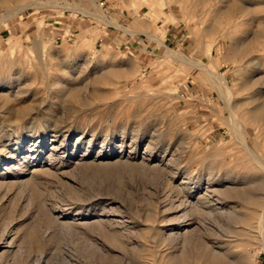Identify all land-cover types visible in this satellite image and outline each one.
Listing matches in <instances>:
<instances>
[{
    "label": "rangeland",
    "instance_id": "obj_1",
    "mask_svg": "<svg viewBox=\"0 0 264 264\" xmlns=\"http://www.w3.org/2000/svg\"><path fill=\"white\" fill-rule=\"evenodd\" d=\"M0 19V264H172L183 250L203 264L241 248L243 192L264 171L228 103L264 161V0H0ZM209 185L222 213L193 205Z\"/></svg>",
    "mask_w": 264,
    "mask_h": 264
},
{
    "label": "bare ground",
    "instance_id": "obj_2",
    "mask_svg": "<svg viewBox=\"0 0 264 264\" xmlns=\"http://www.w3.org/2000/svg\"><path fill=\"white\" fill-rule=\"evenodd\" d=\"M43 3L44 2H41V1H34V2H31L30 4L28 3L26 5H21L18 8H20V10H22V9L29 7V6H31V7L36 6L37 7L38 5H42ZM49 3L52 5H56L55 1H51ZM81 10H82V8H81ZM81 12L89 15V12L86 10H82ZM89 16H91V14ZM0 22H5V19H0ZM132 32L134 33L135 31H132ZM145 34L151 40H154L155 42H157L159 45L165 46L167 49L168 55L170 57H173L175 59H179L181 61H186V62L190 60V62H192L196 67L205 71V73L207 75H209L212 79H214L216 77L215 73L205 63H203L199 60H195V59L194 60H191V59L187 60L186 57L183 54H181L180 52H177L176 50H173V49L167 47L165 45L164 41L161 40L160 38H158L153 33L146 32ZM228 106H229V109L231 112V120L234 123V125H236V127H237V133L240 136L241 143L245 147V151H247V153L252 156V158H253L254 162L257 164V166L259 168L263 169V171H264V161L261 157H258L254 154L255 150L253 149V147L249 143V138L244 135L245 130L243 128V125L241 124L239 114H237L235 112V110H234L232 104H230V102L228 103ZM255 117L257 119H263L264 118V103L259 108H257V110L255 111ZM57 148H58V146H56L53 149H57ZM184 183H187V182L183 181L182 185ZM213 189L214 188H211L209 185L207 187V189L205 190L204 195L200 194L199 196H197V198L195 199V200H197L196 203H194L193 200L196 197L195 194L198 195L197 193H199V191H200L199 187L197 188V191H196L197 193L194 194L193 192H190L188 195H186V196L184 195L186 199H183L181 201L180 205H178L176 208L179 212L185 210L183 212V214L181 215V218H180L181 222H182L181 226H184V225L190 223V221H187L189 219H187L188 216L186 213H187L188 207H191L193 205H195L197 208H202L204 210L207 209L206 213H208V214L222 213V210H220V209H222L223 207L221 208L220 206H218V204H225V203H228L229 201L224 200L225 202H223V203L219 202L223 199L221 198V196H217L216 193L217 192L223 193V192L218 191V190H213ZM256 189H257V191L254 194L253 193H247L246 194L243 192V194L247 195L249 198L250 207L254 210L257 209V211H254V210L252 211L251 216L246 221L244 231L242 232V234L235 235V240H233V241L234 242L239 241L236 244V246H239L241 248L239 250H234L232 247H226L225 250L221 251L220 249H222L223 246H218L216 248V250L214 249L210 252L209 256L204 260L203 264H256V262L258 260V256L260 254V251L264 250V181L256 183ZM185 193H186V191H185ZM224 194L225 195H233L235 193L232 190H227ZM215 196H216V198H215ZM192 202L194 203L193 205H192ZM196 207H195V209H196ZM64 215H68V214L65 213ZM74 215L76 216L77 214H74ZM177 227H180V226L179 225L174 226L172 229H175ZM170 240L175 242L178 240V238L174 233H171ZM240 240H244V241L240 242ZM257 242L260 243L261 248L256 250L254 253H251V251L249 250V247H251L252 245H254ZM215 246H217V245H215ZM177 255H178V253H177ZM175 257L176 258L173 260L172 264H188V256L184 250L181 254H179L178 256H175ZM168 258H170V257H168Z\"/></svg>",
    "mask_w": 264,
    "mask_h": 264
},
{
    "label": "crops",
    "instance_id": "obj_3",
    "mask_svg": "<svg viewBox=\"0 0 264 264\" xmlns=\"http://www.w3.org/2000/svg\"><path fill=\"white\" fill-rule=\"evenodd\" d=\"M57 28V26L56 25H53V29H55V30H57L56 29ZM72 29V28H71ZM121 41V43H125V42H127L126 40H120ZM193 90V89H192ZM194 91V90H193Z\"/></svg>",
    "mask_w": 264,
    "mask_h": 264
}]
</instances>
